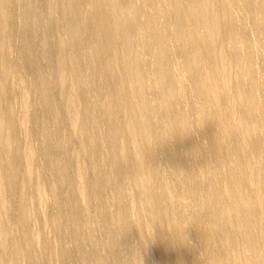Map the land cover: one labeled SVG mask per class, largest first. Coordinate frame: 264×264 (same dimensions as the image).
Returning a JSON list of instances; mask_svg holds the SVG:
<instances>
[{"label": "bare ground", "instance_id": "bare-ground-1", "mask_svg": "<svg viewBox=\"0 0 264 264\" xmlns=\"http://www.w3.org/2000/svg\"><path fill=\"white\" fill-rule=\"evenodd\" d=\"M0 264H264V0H0Z\"/></svg>", "mask_w": 264, "mask_h": 264}, {"label": "rangeland", "instance_id": "rangeland-1", "mask_svg": "<svg viewBox=\"0 0 264 264\" xmlns=\"http://www.w3.org/2000/svg\"><path fill=\"white\" fill-rule=\"evenodd\" d=\"M10 2L12 3L13 0H10ZM11 9L13 10V11L11 12V16L14 18V17H15V13H16L17 10H16L15 8H11ZM13 18H12V19H13ZM40 27H41V26H40ZM40 29L42 30V27H41ZM39 33H40V32H39ZM39 33H38V35H39ZM14 39H16V40H14ZM14 39H13V40H14L15 42H17V43L19 42V41H17V40L19 39L17 36H15ZM18 44H19V43H18ZM18 64H21V65H22V63H20V62L17 61V63L15 64V67H14V71H15V72H16L18 69L22 68L21 65L17 66ZM44 66L48 68V69H47V73H50V74H48V78H51V76H52V73H51L52 68H51L50 66L48 67V65H45V64H44ZM49 76H50V77H49ZM29 90H30V91H29ZM29 93H30V94H29ZM32 93H33V92H32V89H28V94H29L30 97L33 99V94H32ZM54 101H55V100H54ZM55 102H57V101H55ZM56 104H58V102H57ZM97 121H98V120H97ZM97 123H98V122H97ZM101 128H102V127H100V125H98V129H99L100 131L103 130V129H101ZM68 236H69V234H68ZM70 247H71V248H70ZM66 248H67L68 251H69V250L71 251V252L69 251V253H72V252H73V249H72L73 246H72V245H68Z\"/></svg>", "mask_w": 264, "mask_h": 264}]
</instances>
